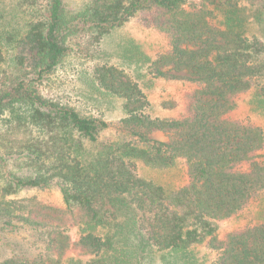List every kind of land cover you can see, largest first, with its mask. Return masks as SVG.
Wrapping results in <instances>:
<instances>
[{
  "label": "trees",
  "instance_id": "16d2710c",
  "mask_svg": "<svg viewBox=\"0 0 264 264\" xmlns=\"http://www.w3.org/2000/svg\"><path fill=\"white\" fill-rule=\"evenodd\" d=\"M242 1L17 0L0 17V235L42 241L31 255L0 248V264H264V127L235 116L248 93L264 116V0ZM141 12L167 47L152 56L128 39L89 82L123 100V117L45 93L68 58L91 56ZM158 79L192 83L178 116L155 114ZM139 163L182 167L186 182L166 189ZM52 187L64 207L18 197Z\"/></svg>",
  "mask_w": 264,
  "mask_h": 264
},
{
  "label": "rangeland",
  "instance_id": "374dc122",
  "mask_svg": "<svg viewBox=\"0 0 264 264\" xmlns=\"http://www.w3.org/2000/svg\"><path fill=\"white\" fill-rule=\"evenodd\" d=\"M17 0H0V17H9L14 12ZM70 6L76 7L78 0H68ZM199 2V0H195ZM259 0H243L242 5L249 11L258 6ZM1 14H7L2 16ZM151 14L141 12L132 19L125 27L116 30L108 35L102 43L93 47L91 56L71 57L66 63L61 65L46 81L45 89L50 95L62 99L78 106L86 114L102 115L110 123L119 120L124 116L123 100L109 96L101 97V94L94 92L90 87L92 79V69L97 63L120 62L123 46L128 39L138 40L142 44L145 52L155 56L159 50L167 47L165 36L153 27L150 23ZM255 22L250 27L259 28ZM264 37V33H263ZM151 89V90H150ZM147 91L148 98L153 104L156 115L178 116L185 110L187 104V94L193 89L192 83L179 80L158 79L156 83ZM251 93L245 94L240 98L239 108L235 111V116L244 120H249L264 127V116L253 112L250 103ZM106 136L112 134V128L107 131ZM151 136L167 141L169 133L154 130ZM139 172L146 178L154 180L163 185L166 189L180 186L186 182V174L182 167L168 170H159L139 163ZM36 197L38 200L64 207L63 199L57 187L44 190H24L18 194L19 198ZM229 228V226H227ZM73 240H77L76 229L71 232ZM0 248L3 255L25 254L31 255L33 252L42 248V241L30 229H20L18 231L2 232ZM38 248V249H37Z\"/></svg>",
  "mask_w": 264,
  "mask_h": 264
}]
</instances>
